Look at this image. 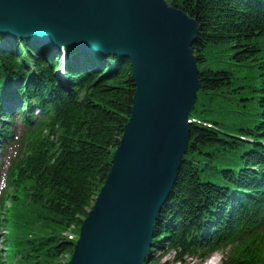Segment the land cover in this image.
Masks as SVG:
<instances>
[{
	"label": "trees",
	"instance_id": "obj_1",
	"mask_svg": "<svg viewBox=\"0 0 264 264\" xmlns=\"http://www.w3.org/2000/svg\"><path fill=\"white\" fill-rule=\"evenodd\" d=\"M188 1L181 6L180 0H172L175 6L187 9L198 24V37L192 47L199 68L198 103L206 113L203 119L225 134L189 127L190 156L180 166L155 229V246L163 248L162 254L171 253L177 263H182L190 250L186 244L188 227L196 226L213 204L224 208L228 205L222 190L206 181L220 154L244 152L249 166L264 168V0ZM211 49L215 57L209 59ZM108 59L111 69H115L118 63ZM103 74V78L92 75L84 98L73 101L63 111V118L57 116L55 122L64 120L66 134L61 139L62 152L53 165L42 173L45 165L39 162L31 175L24 177L28 185L35 183L39 194L33 199L36 222L25 221L24 227L52 235L39 252L44 258L39 264H59L72 254L73 245L64 235L81 227L109 174L112 153L131 117L135 84L130 67L127 64L116 73ZM71 77L74 83L83 79ZM225 109H231V114L224 113ZM228 134L250 137L253 146L233 140ZM41 173L45 174L40 177ZM254 173L242 175L238 183L239 189L251 196L262 190L253 188ZM222 224L221 219L217 227Z\"/></svg>",
	"mask_w": 264,
	"mask_h": 264
},
{
	"label": "water",
	"instance_id": "obj_2",
	"mask_svg": "<svg viewBox=\"0 0 264 264\" xmlns=\"http://www.w3.org/2000/svg\"><path fill=\"white\" fill-rule=\"evenodd\" d=\"M13 28L54 46L130 57L136 91L123 149L71 264H142L157 206L187 146L185 120L199 89L190 51L196 21L164 0H0V30Z\"/></svg>",
	"mask_w": 264,
	"mask_h": 264
},
{
	"label": "bare ground",
	"instance_id": "obj_3",
	"mask_svg": "<svg viewBox=\"0 0 264 264\" xmlns=\"http://www.w3.org/2000/svg\"><path fill=\"white\" fill-rule=\"evenodd\" d=\"M185 2L187 4L189 1L187 0ZM181 6H185V5L183 3H181ZM173 8L180 10L183 13L188 12V11H186L187 9H185V11H184V10H182V8L180 6H177V5L174 6ZM186 14H188V13H186ZM37 24L41 25L40 23H37ZM196 25L198 26V24H196ZM184 30H186L188 32L190 30V28L188 27L186 29V27H185ZM27 32L30 33L29 35L31 38H27L26 36H24L23 31H21L22 35L21 34L18 35L15 28H13V30H11V31L0 30V69L2 70V73H5V75L8 74V76H5V81L9 87H10V84L13 83L14 81L22 80V76L24 73L29 74V73H32L36 70L38 71L41 67V59L42 58H43V65H45V64L50 65V62H49L50 60H51V63L53 62L52 63L53 68L49 70V73H52V74L55 73L59 76L61 75V73H60L61 66H59L60 62L58 63L55 61V58L57 57L58 61H59V59H63V63L65 65V68H67L73 60L74 52L71 50V47L68 46L69 44L56 45V46H61V47L66 46V48H65L66 56L65 57L59 54L58 49H56L53 46H50L48 42L43 43V41H41V45L33 46V45H36V42H35L34 44H32L30 46L29 51H26L24 42L33 41V40H35L34 38L36 37L34 35L35 32H33V31H27ZM197 37H198V33H197L194 41L197 40ZM44 38L46 40L49 39L48 37H44ZM192 47H193V45L190 46V51L194 57ZM17 48L18 49L20 48L23 51L25 50L20 55V57L15 56V53L17 52ZM59 49H61V48H59ZM213 49L215 50L216 48H213ZM213 49L208 51L209 53L207 54V58L211 59V56L215 57V55H212ZM91 50L95 51V54L97 56H99L100 64L105 62V68L101 67V65L99 66V65L91 64L90 59L93 60V57L90 56V59H87L86 61L90 65H93L95 68H93V70H92V69H88V68L84 67V71H87L93 75H100L101 78H103L104 77L103 73H106V75L109 73H113V72L116 73L120 66L123 67V66L128 64V66L131 69V79H134V74H133L134 67L132 65L131 59L129 56H126L124 54H118V62H119L118 65H119V67H117L116 69H111L109 64L106 63V61H108V60L100 59V56L103 55V54H101L100 49H94L90 45L85 46V47H80L79 51H78V55L76 54V57L83 58L86 56L85 55L86 52L91 51ZM203 50H207V48H204ZM107 54L109 56L111 55V59L117 58L116 54H111V53H107ZM194 60H195V57H194ZM6 66H10V67L7 70H3ZM63 68H64V66H63ZM48 69H47V71H48ZM47 71H46V75H47ZM67 75L68 76H71V75L76 76L75 74H71V73H67ZM40 79L47 80V78H45L43 75H40ZM89 81H90L89 79H87V78L85 79V82L87 83L86 85H90ZM78 82H79V80H78ZM61 90L64 92L67 91V89L65 87H61ZM64 92H62V94H64ZM244 99H246V98H241L240 100H244ZM71 104H73V102L69 99L59 100L56 97L53 110L50 111L46 107L44 109V112L46 114H50V120L53 121V117H54L55 113L60 118H63L62 117L63 111L66 110L67 107H69ZM26 106L28 107V105H26ZM205 111H208V109H205ZM231 111H232L231 109H225L224 113L231 114ZM205 114L206 113H203V117H205ZM129 122H130V120H128L127 123L125 124L123 134L125 133L126 127L129 125ZM57 126L58 125L51 123L50 129L55 130V127H57ZM122 139H123V135L120 138L119 143L115 149H119L121 147ZM47 144L50 147V152L47 151ZM55 145H56L55 142H53L51 139H49V137L46 138L44 135L42 136V140L40 142L35 143L33 145L35 148V151L41 152V155H47L48 156L47 160H41V162L46 166V168H50L53 165V163L51 162L52 159L50 158V156L48 154L49 153L50 154H56V153L62 152V148L60 147L59 149H57V148H55ZM22 146L26 151H29V152L31 151V147L29 145L22 143ZM39 146H43V149H40ZM122 149L123 148H120V150H122ZM114 165H115V157H114V154L112 153L111 168H110L109 174L113 170ZM29 168L33 171L35 167L32 163L29 162ZM42 173L39 175L40 177H41V175L45 174V173L44 174H42ZM109 174L107 175V178H109ZM107 178L105 179L104 184L101 186V189L105 187L106 183H109L107 181ZM141 197H142V195H141ZM165 205H166V202H165L164 206ZM157 248H160V246H158Z\"/></svg>",
	"mask_w": 264,
	"mask_h": 264
},
{
	"label": "rangeland",
	"instance_id": "obj_4",
	"mask_svg": "<svg viewBox=\"0 0 264 264\" xmlns=\"http://www.w3.org/2000/svg\"><path fill=\"white\" fill-rule=\"evenodd\" d=\"M181 1V0H180ZM96 198V197H95ZM95 200V199H94ZM44 230L43 231H41L40 233V236L41 237H44V236H47V235H45L44 234ZM68 233H70V231H67L66 233H65V235L64 236H67L68 235ZM72 233V232H71ZM70 233V234H71ZM48 235H50V234H48ZM60 236H63V234H61ZM216 256H214V257H217V256H219V253L218 254H215ZM154 256H157V253H154ZM170 255H168L166 258H164L163 256L161 257V262L162 261H168V263L170 262L171 263V260H170ZM186 264H206V263H208V262H204V261H199V260H195V259H190V258H187V259H185V261H184ZM184 262L182 263V264H184ZM59 264H66V261H61Z\"/></svg>",
	"mask_w": 264,
	"mask_h": 264
}]
</instances>
